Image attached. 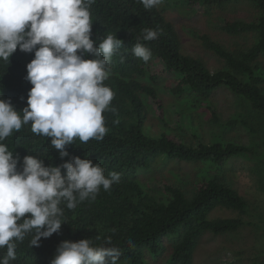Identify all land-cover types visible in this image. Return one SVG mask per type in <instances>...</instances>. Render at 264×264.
I'll use <instances>...</instances> for the list:
<instances>
[{
	"label": "trees",
	"instance_id": "obj_1",
	"mask_svg": "<svg viewBox=\"0 0 264 264\" xmlns=\"http://www.w3.org/2000/svg\"><path fill=\"white\" fill-rule=\"evenodd\" d=\"M183 1L196 4L195 13L202 10L209 23L203 31L189 25L193 37L186 45L165 7L145 9L138 0H95L90 6L92 39L111 34L123 40L104 81L115 93L109 106L115 111L102 113L108 129L103 140L82 143L76 138L67 150L99 163L106 176L119 173L120 180L107 191L101 186L94 200L74 209L62 205L66 221L59 232L42 237L38 247L30 246L34 230L26 234L16 241L12 264H50L64 240L91 238L97 246L107 237L109 246L121 252L118 264H196L207 235H231L244 228L252 232L256 219L264 222V211L227 170L236 159L240 166L251 163L264 171V131L246 112L250 107L264 115V0ZM218 23L217 30H210ZM145 28L158 31V38L144 41ZM136 43L150 49L149 61L133 54ZM33 58L34 52L18 48L9 61L0 60V98H10L18 111L27 106L32 85L26 66ZM157 59L176 76L161 79L159 72L152 73L149 66ZM218 90L237 95L241 111L222 117L213 101ZM175 111L189 124L175 127ZM239 125L249 130L243 137L221 130ZM3 143L21 164L26 155L44 159L45 165L69 159L60 158L51 137L34 134L31 123ZM149 177L156 181L154 189L142 186ZM218 210L238 215H214ZM244 247L231 249L242 259L236 264H264V253L251 256L242 252ZM6 251V246L0 249V257Z\"/></svg>",
	"mask_w": 264,
	"mask_h": 264
},
{
	"label": "clouds",
	"instance_id": "obj_2",
	"mask_svg": "<svg viewBox=\"0 0 264 264\" xmlns=\"http://www.w3.org/2000/svg\"><path fill=\"white\" fill-rule=\"evenodd\" d=\"M138 2L152 9L164 0ZM93 3L95 0H0V60L9 61L18 48L34 52L26 66V79L32 85L27 106L18 111L10 98H0V249H7L0 264H12L16 241H23L33 230L32 247H38L42 237L59 232L66 221L64 207L71 210L86 199L94 200L101 186L107 191L120 180L119 173L106 176L99 163L70 156L67 150L76 138L82 143L103 140L108 129L102 113L115 111L109 108L115 93L104 81L123 40L111 34L92 39ZM158 35L145 28L142 39L151 41ZM132 52L145 62L152 55L142 43H136ZM29 123L34 134L51 137V146L62 160L69 159L60 165H45L44 159L26 155L21 164L20 156L3 141ZM111 243V237L97 246L91 238L64 240L50 264H118L121 252L109 246ZM128 244L134 246L131 240Z\"/></svg>",
	"mask_w": 264,
	"mask_h": 264
},
{
	"label": "rangeland",
	"instance_id": "obj_3",
	"mask_svg": "<svg viewBox=\"0 0 264 264\" xmlns=\"http://www.w3.org/2000/svg\"><path fill=\"white\" fill-rule=\"evenodd\" d=\"M160 7H168L167 15L175 24L177 30L182 34L183 41L185 45L192 41L190 26H195L197 31H203L208 28L209 23H206L201 16L202 10H199L195 13V4H184L178 0H164V2L159 5ZM222 23L215 25L214 29L217 30ZM193 34V33H192ZM213 57L209 59L212 61ZM151 72H159L161 79H167L176 76L174 71L165 69L164 62L161 59H157L154 64L149 66ZM214 106L216 110L222 115V117L227 118L231 116L234 112L241 111L239 105V97L228 90H218L213 95ZM239 110V111H238ZM248 114L253 116L252 118L258 123L259 127L264 131V115L254 111L252 108H247L246 111ZM242 114L244 112H241ZM207 114L203 112V116ZM243 115H247L244 113ZM176 117V119H175ZM257 119V120H256ZM174 126L179 127L178 122L183 126L188 125V119H184L181 115L175 111L173 117ZM188 129L183 127L181 133L185 134ZM223 132H226L227 135H233L234 137L239 136L243 137L244 133L248 128H244L242 125H239L236 129H221ZM234 131V134L231 132ZM249 131V130H248ZM227 167L230 175L232 176L235 185L248 194V199L257 203V206L260 210L264 211V171L261 168H257L256 165H246L240 166L236 159H233ZM144 170H140L141 173ZM143 175V179H147ZM150 178V177H149ZM155 180L152 178L147 181H143L142 186L148 189H154L153 185ZM155 186V185H154ZM160 189H164V184L159 183ZM163 195H166V192L161 191ZM218 214L224 215H238L237 212H226L218 210ZM255 220V219H254ZM257 220V219H256ZM255 220V223L252 227V232H248V229H242L241 232L231 233V235L225 236H210L207 235L202 244L197 257L196 264H236L239 261H242L241 258H237L236 253L231 251L232 248L237 249L238 247H244L242 252H248L249 255L253 256L257 252L264 253V222L261 220ZM236 233V234H235ZM260 235V237H259ZM255 241H260L256 245Z\"/></svg>",
	"mask_w": 264,
	"mask_h": 264
}]
</instances>
